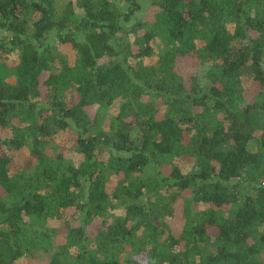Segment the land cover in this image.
Returning a JSON list of instances; mask_svg holds the SVG:
<instances>
[{"label":"trees","instance_id":"1","mask_svg":"<svg viewBox=\"0 0 264 264\" xmlns=\"http://www.w3.org/2000/svg\"><path fill=\"white\" fill-rule=\"evenodd\" d=\"M151 1L0 0V264H264V0Z\"/></svg>","mask_w":264,"mask_h":264},{"label":"rangeland","instance_id":"2","mask_svg":"<svg viewBox=\"0 0 264 264\" xmlns=\"http://www.w3.org/2000/svg\"><path fill=\"white\" fill-rule=\"evenodd\" d=\"M70 0H56L57 4L59 7H61L64 3H67ZM139 5H140V10L135 14L133 17L132 21L129 23H125V27L130 28L131 25L135 24L136 21L142 20V21H153V13L154 11L152 10L151 6V0H138ZM127 5L124 6V9H126ZM5 32H1L0 35H2ZM128 41H131L129 37H127ZM50 43L53 45H56L58 48L60 46L59 44V39L57 37V33L53 32L50 37L47 39L46 43ZM63 52H67L68 58L73 59L74 57V52L73 51H68L67 49H64L61 47ZM187 66L182 65L180 66V71L183 75L188 76L191 71ZM207 67L202 69L201 76H203L206 73ZM96 110L100 112L102 116V120L104 124H107L111 116H113L115 112V107H97ZM91 112H96L95 108L91 109ZM9 135V132L6 129H3L0 126V136L5 138L6 136ZM52 140V142L49 145V149L51 152L56 155L59 152L64 153V157L74 163H77L80 160V156L77 154V152L74 151L75 145L70 141V136L68 133L60 132ZM249 150L255 151L257 148V142L252 140L249 145H248ZM30 159V145H27L25 148H23L21 151L18 152L16 161L20 164V162L23 164V162L26 160L28 161ZM182 224L183 220L180 219V217H176L173 219H170L167 221L168 225V230L174 235H178L182 229ZM92 231V230H91ZM91 233V232H90ZM120 260L126 264V261L129 257V254L126 252H121L120 255ZM20 264H32V262L28 259H23L21 260Z\"/></svg>","mask_w":264,"mask_h":264}]
</instances>
